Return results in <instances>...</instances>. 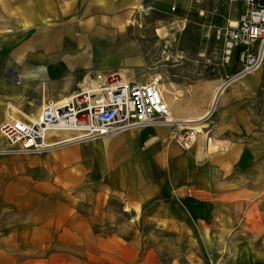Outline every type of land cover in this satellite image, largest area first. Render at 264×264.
Instances as JSON below:
<instances>
[{"label": "crops", "instance_id": "crops-1", "mask_svg": "<svg viewBox=\"0 0 264 264\" xmlns=\"http://www.w3.org/2000/svg\"><path fill=\"white\" fill-rule=\"evenodd\" d=\"M202 3L0 0V126L38 118L98 72L153 67L133 18L220 14ZM250 91L244 80L205 114L193 97L164 95L181 122L211 112L188 149L175 128L156 126L44 155H0V264H264V192L251 182L263 123ZM8 148L0 135V152Z\"/></svg>", "mask_w": 264, "mask_h": 264}, {"label": "built area", "instance_id": "built-area-1", "mask_svg": "<svg viewBox=\"0 0 264 264\" xmlns=\"http://www.w3.org/2000/svg\"><path fill=\"white\" fill-rule=\"evenodd\" d=\"M222 1L233 4L238 0ZM241 1L245 12L237 20H226L213 28L214 40L222 46L223 65L229 66L237 54L241 64L234 75L227 77L228 86L258 72L264 65V0ZM86 81L85 87L71 98L45 104L36 119L10 116L5 120L0 135L9 148L0 155H44L63 145L89 143L156 126L175 128L178 144L188 149L204 131L174 119L160 86L154 82H138L122 73L100 72ZM207 119L199 123L204 124ZM63 132L75 136L52 142V134ZM187 196L192 197L189 190Z\"/></svg>", "mask_w": 264, "mask_h": 264}, {"label": "rangeland", "instance_id": "rangeland-1", "mask_svg": "<svg viewBox=\"0 0 264 264\" xmlns=\"http://www.w3.org/2000/svg\"><path fill=\"white\" fill-rule=\"evenodd\" d=\"M203 7H220V14L205 13L198 19L187 21L173 16L161 17L153 11H144L133 18V26L140 29V43L145 47L144 59L156 62L151 68H134L122 73L138 82L159 81L161 90H165L166 99L175 103L181 99H195V109H202L204 114L212 108L215 93L227 81V77L241 67L239 61L232 60L229 66L223 65L222 46L213 37L212 26L222 25L228 18H239L245 12L242 1L228 4L220 0H202ZM236 20V19H235ZM131 46L125 47V51ZM114 60L104 69L111 68ZM259 78L258 82L256 80ZM264 65L253 76H248L227 87L225 92L250 84L253 115L263 123V132L253 135V144L257 147V162L251 169L252 186L264 192ZM243 90L238 92L243 93ZM168 93H167V92ZM224 92V93H225ZM223 93V95H224ZM167 101V100H166ZM168 103V101H167ZM169 104V103H168ZM212 111V109H211ZM207 124V123H206ZM193 124H188L191 126ZM202 127V126H201ZM206 127V126H205ZM199 131V130H198ZM200 130L199 132H202ZM260 174H262L261 177ZM258 175V176H257ZM256 177V178H255Z\"/></svg>", "mask_w": 264, "mask_h": 264}, {"label": "bare ground", "instance_id": "bare-ground-1", "mask_svg": "<svg viewBox=\"0 0 264 264\" xmlns=\"http://www.w3.org/2000/svg\"><path fill=\"white\" fill-rule=\"evenodd\" d=\"M86 84V83H85ZM156 84H160L159 81H156ZM162 84H160L161 86ZM161 88V87H160ZM221 90V88L215 93L214 97H213V102H212V110L214 108V104L217 100V97H218V94H219V91ZM220 98V97H219ZM215 110V109H214ZM212 112V111H211ZM209 112L207 116H205L203 119L207 118L209 116V114L211 113ZM203 119H200V120H186L184 122H187V123H193V125L189 126V127H192V128H196V127H200L202 126L201 123H199L200 121H202ZM203 127V126H202ZM201 130V129H200ZM198 131V130H197ZM72 145V144H71Z\"/></svg>", "mask_w": 264, "mask_h": 264}, {"label": "water", "instance_id": "water-1", "mask_svg": "<svg viewBox=\"0 0 264 264\" xmlns=\"http://www.w3.org/2000/svg\"><path fill=\"white\" fill-rule=\"evenodd\" d=\"M227 87H228L227 84H224V85L221 87V90L219 91V94H218L217 100H216V102H215V104H214L213 111H214V109H215V107H216V105H217V102H218V100H219V97L223 94V92L227 89Z\"/></svg>", "mask_w": 264, "mask_h": 264}, {"label": "trees", "instance_id": "trees-1", "mask_svg": "<svg viewBox=\"0 0 264 264\" xmlns=\"http://www.w3.org/2000/svg\"><path fill=\"white\" fill-rule=\"evenodd\" d=\"M234 60H235V61H238V60H239L238 54L235 55ZM235 73H236V72H235ZM235 73L232 72V75H234Z\"/></svg>", "mask_w": 264, "mask_h": 264}]
</instances>
